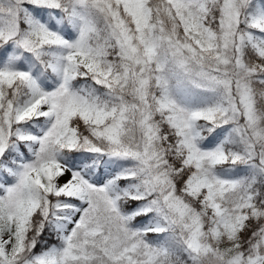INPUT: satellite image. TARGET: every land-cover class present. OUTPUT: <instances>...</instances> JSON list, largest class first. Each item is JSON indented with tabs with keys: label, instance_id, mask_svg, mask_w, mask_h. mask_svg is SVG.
<instances>
[{
	"label": "snow or ice",
	"instance_id": "snow-or-ice-1",
	"mask_svg": "<svg viewBox=\"0 0 264 264\" xmlns=\"http://www.w3.org/2000/svg\"><path fill=\"white\" fill-rule=\"evenodd\" d=\"M0 264H264V0H0Z\"/></svg>",
	"mask_w": 264,
	"mask_h": 264
}]
</instances>
